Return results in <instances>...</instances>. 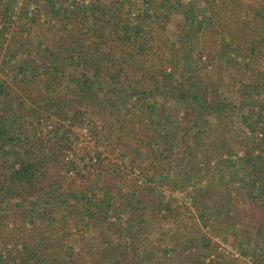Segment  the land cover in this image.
<instances>
[{
    "label": "rangeland",
    "instance_id": "1",
    "mask_svg": "<svg viewBox=\"0 0 264 264\" xmlns=\"http://www.w3.org/2000/svg\"><path fill=\"white\" fill-rule=\"evenodd\" d=\"M190 2L0 0V133L14 139L0 149V186L24 142L38 135L47 140L61 162L39 201L55 210L57 234L67 233L63 247L74 256H86L81 253L93 240L75 231L71 208L103 201L130 228L131 243L113 244L120 246L113 247L118 264H264V169L252 161L256 150L245 152L264 129V42L253 56L237 50L219 27H208L204 7ZM91 43L116 61L102 76L118 92L127 91L126 81L146 94L159 92L140 101L122 93L116 119L86 113L74 119L71 105L60 106L65 119L56 118L44 102L72 100L70 77L77 75L71 64L61 78L59 59L65 49ZM192 93L229 103L228 116L201 113L194 128L198 113L185 102ZM250 103L253 109L245 106ZM30 108L40 111L38 124ZM215 139L218 152L208 157ZM28 204L0 206L7 217L0 248L8 233L20 240L8 264L24 262V232L35 217L24 221ZM35 233L28 230V242L37 243ZM142 248L145 254L133 255ZM27 264L41 262L31 256Z\"/></svg>",
    "mask_w": 264,
    "mask_h": 264
},
{
    "label": "trees",
    "instance_id": "2",
    "mask_svg": "<svg viewBox=\"0 0 264 264\" xmlns=\"http://www.w3.org/2000/svg\"><path fill=\"white\" fill-rule=\"evenodd\" d=\"M195 2L200 3L204 7L203 10L207 14L208 27L213 29L219 27L221 33L231 44L235 45L237 50L245 51L250 56H253L257 47L264 42V0H192L190 6ZM190 11L191 8L186 10V15L184 16L185 25L191 21L188 16ZM234 18L235 20L233 22ZM100 21H102V19ZM198 29H200L199 26L197 27V30ZM143 30V25H141L138 31L143 33ZM188 33L189 34L185 36V40L189 42L188 46H190L194 34ZM108 35L109 34L106 36L108 37ZM100 37L103 36L101 35ZM65 51H67L64 54L66 57L62 56L63 58L61 57V59H59L61 61L60 77H68L69 73L68 71L66 72V68L70 67L71 64L74 65L73 67L77 70V75H71L70 77V82L74 85V89L71 93L72 100L62 102L58 97V100H56L55 97L54 102H52L51 99H49L48 103L47 101L44 102V107H49L51 109L53 107L55 108L56 118L65 119L67 114L66 112L64 113L63 108L65 105H71L74 119L82 113H86L93 118L96 117L98 120L104 115L108 116L110 119H116L117 117H114L115 113L112 114V111L117 107L115 105L117 101H119V99L122 100V93H125L123 97L126 100H130L134 97L135 100L138 99L140 101L143 100L144 96H147V94L159 92L157 91L159 87H154L153 90L146 94L145 91L136 90V87L131 86L127 81V91L123 89L121 92H118L117 84L106 81L107 78L104 77V75L102 76V72L109 69L108 64L114 65L113 63L116 61L111 60L108 50L101 51L97 43H91L90 45L76 44L75 47L67 48ZM188 52L191 54L190 49ZM73 53L74 56L72 57ZM74 58L76 59L75 62L71 63ZM186 59L187 58H185V61ZM27 98L31 99L30 97ZM199 98L197 94L192 93V95L190 94V96L185 99L188 107L191 108L193 106L192 104H194V109L198 113L192 121L194 128H197L201 113L211 115L212 117L210 119L214 120L217 119L221 111L228 116L229 103L222 104L219 99L210 98L208 100ZM255 104L256 103H250V105L245 106L249 107V109H253ZM61 105L64 107L60 108ZM44 107L39 106L38 109L41 110ZM38 109L35 110L30 108L28 110L30 116H34L33 121L37 124L40 117V111L38 112ZM239 109L243 108L239 107ZM261 127L264 128L263 126ZM257 130H259L258 134L262 137L258 140L252 139L250 143L253 146L245 152L252 155L256 150L258 154L253 157L252 161L254 164H258L264 169V129L261 130L258 128ZM58 131H56V133H58ZM196 135L197 132L194 133L193 138H195ZM59 138L62 139L63 137ZM13 140L11 136L2 135L0 133L1 151L4 150V145L6 143H11ZM214 141L215 143H211L213 147L205 151L208 157L214 156L217 151L216 143H218V139ZM26 143L28 142L26 141ZM26 143L24 142V149L20 152L21 154L16 155L13 163L7 167L8 173L6 177L3 178V181H1L0 186V206L3 204H5L3 206L10 204L16 207L17 205L19 206L21 202L25 203L29 201L28 205L31 208L29 211L24 207V221L26 218L27 220L29 219L30 214L35 215L34 226L30 227V229H25L26 231L24 232V245H22L24 246V262L20 264H27L31 256H37L41 264H118L117 260L120 252L114 249L120 246L118 243H116V245L113 244L114 242H118L115 239L120 240L122 243H131L130 240L132 238L129 235L130 228L123 227V224L126 225L127 219H124L123 216L117 213H114V216H110L108 213L109 205L106 206L103 201H87L89 203L88 205L81 204L79 207H73L70 212L72 214L75 213L77 218L76 223H74L75 227L73 228L76 232L80 233L82 239L90 238L93 242H89L85 250L82 251L81 254L86 255L84 257L80 255L74 256L71 251L64 249L63 242L67 233H62L61 235L57 234L56 227L58 220L52 218L55 210L51 209L52 207L49 208V206L41 204L39 201L41 198L40 194L46 192V186L51 184L52 177L55 175L54 173H56L55 170H57L56 166H58V162L59 164L61 162L59 157L60 153H55L54 148L47 145V140L41 139L39 135L36 136L33 141H30L28 144ZM194 144L195 142L191 143L187 148L191 149ZM147 148L148 150L151 149V154H154V150L149 144H147ZM262 189H260V191ZM262 195L264 196V191ZM5 217L6 215L0 210V227ZM35 228L37 230L35 234H37L36 239L38 241H36V244H33V241H27L26 234L28 230L33 231ZM84 234L86 235L83 236ZM0 239L2 240L3 238ZM19 242L20 240H18L14 232H11V235L8 233V239H4L3 246L0 248V264H8L10 260L14 261V258L17 256L18 249L16 250V248ZM106 242L108 243L106 244ZM8 243L13 244V247L7 249ZM1 249H3L5 253H3ZM138 252L145 254V250L142 248V251L137 249L133 255L136 256ZM110 256L111 260L108 262V257ZM259 262L260 261H258V264Z\"/></svg>",
    "mask_w": 264,
    "mask_h": 264
}]
</instances>
